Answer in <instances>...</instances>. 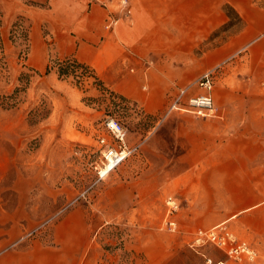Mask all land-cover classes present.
I'll return each mask as SVG.
<instances>
[{
    "label": "rangeland",
    "instance_id": "rangeland-1",
    "mask_svg": "<svg viewBox=\"0 0 264 264\" xmlns=\"http://www.w3.org/2000/svg\"><path fill=\"white\" fill-rule=\"evenodd\" d=\"M121 1L115 3L126 11ZM225 4L242 18V29H224ZM48 5L49 0H0V253L57 248L60 264H207L205 257L264 264V200L254 206L249 196L207 202L212 213L234 204L247 209L246 226L237 218L225 222L258 251L255 261L238 263L212 245L196 244L211 227L188 220L201 187L171 177L172 159L188 139L225 142L210 132L233 131L235 100L264 99V0H163L162 8L151 10L161 25L140 42V60L168 86L156 113L97 74L101 83L60 78L55 62L64 57L56 53L51 26L42 18ZM32 12L41 16L37 28ZM247 28L250 39L228 50ZM205 71L213 73L215 115L174 111L163 119L178 88ZM22 73L28 80L20 79ZM17 87L23 90L14 94ZM141 91L148 93L146 84ZM109 117L122 123L127 143L137 150L100 178L98 137L105 135ZM227 140L239 144L235 137Z\"/></svg>",
    "mask_w": 264,
    "mask_h": 264
},
{
    "label": "crops",
    "instance_id": "crops-1",
    "mask_svg": "<svg viewBox=\"0 0 264 264\" xmlns=\"http://www.w3.org/2000/svg\"><path fill=\"white\" fill-rule=\"evenodd\" d=\"M124 1L125 5L121 7H126V11L115 0H49L42 18L51 26L54 49L59 56L72 55L79 62L88 64L113 89L139 103L145 111L156 113L164 106L168 86L141 62L143 53L140 42L155 27L161 25L157 13L151 10L162 8L159 4L163 0ZM115 4L117 9L114 8ZM29 16L33 27L37 28L40 13L32 12ZM111 18L114 23L107 28ZM249 39L250 28L243 29L228 50ZM142 84H146L148 93L141 91ZM223 105L230 106L231 103ZM235 105L237 120L233 123V131L226 135H222V132H210L214 134L212 138H226L225 142L213 141L211 145H207L200 139L202 137H192L181 153L172 159L171 177L174 182L177 180L179 184L201 187L196 195L195 208L192 214H188V220H192L197 226L212 227L233 218H237L238 224L247 225L246 208L234 204L223 212L212 213L206 207L210 199L226 203L249 196L253 204L251 206L264 200V99L257 103H249L244 98L236 99ZM176 117L171 115V118ZM233 137L239 144L231 145L228 142L227 139ZM239 139L249 141L244 143ZM229 184L235 188L228 190ZM245 185L257 188L246 191L243 188ZM48 252H54L55 257L47 259ZM50 262L60 264L57 248L34 247L0 253V264H51Z\"/></svg>",
    "mask_w": 264,
    "mask_h": 264
},
{
    "label": "built area",
    "instance_id": "built-area-1",
    "mask_svg": "<svg viewBox=\"0 0 264 264\" xmlns=\"http://www.w3.org/2000/svg\"><path fill=\"white\" fill-rule=\"evenodd\" d=\"M125 4V1H121ZM114 23L110 19L107 28ZM214 84L213 73L203 72L195 83L179 87L169 106L165 118L170 113L177 111L191 113L197 116L208 117L215 115L216 107L212 95ZM197 88V90H194ZM105 135L98 137L100 162L96 166L98 176L104 177L110 171L120 166L130 155L137 150V145H129L126 140V130L122 123L109 117L103 122ZM174 226L173 222H169ZM196 244H209L224 253L230 260L238 263L253 262L258 257L257 249L248 241L236 236L227 223L216 224L203 231L196 239ZM207 264H224L222 260L205 257Z\"/></svg>",
    "mask_w": 264,
    "mask_h": 264
},
{
    "label": "trees",
    "instance_id": "trees-1",
    "mask_svg": "<svg viewBox=\"0 0 264 264\" xmlns=\"http://www.w3.org/2000/svg\"><path fill=\"white\" fill-rule=\"evenodd\" d=\"M226 16L229 18V21L225 24L224 29H235L240 30L244 27L242 18L238 15L237 11L233 6L225 4L223 8ZM27 31L24 34V39L27 40ZM57 74L60 78L66 79L72 76L76 79V82L79 83L84 77H92L96 82L101 83L100 79L96 75L95 70L88 64L79 62L74 56L64 57L62 60L55 62ZM51 67H47L46 73L49 72ZM32 70V69H31ZM30 77L27 73H22L20 79L28 80ZM23 88H15L14 94L18 91H22ZM13 97V96H10Z\"/></svg>",
    "mask_w": 264,
    "mask_h": 264
}]
</instances>
